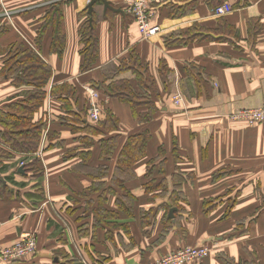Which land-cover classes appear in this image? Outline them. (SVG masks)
Wrapping results in <instances>:
<instances>
[{"label": "crops", "instance_id": "obj_1", "mask_svg": "<svg viewBox=\"0 0 264 264\" xmlns=\"http://www.w3.org/2000/svg\"><path fill=\"white\" fill-rule=\"evenodd\" d=\"M110 1L125 11L121 0ZM89 2L7 0L11 16L0 12V113L17 119L28 106L21 102L42 100L32 123L47 124L38 149L25 153L11 150L0 121V251L29 234L38 251L13 264H153L188 246L211 249L189 264H264V124L230 119L264 107V0H159L151 9L161 32L150 39L133 16L97 4L99 60L83 71L79 32ZM56 3H63L61 55L51 51L53 26L39 50L35 43ZM221 6L226 15L216 14ZM27 49L53 70L45 95L14 82ZM124 62L130 69L118 74ZM144 67L153 93L149 104H138L150 115L138 120L102 85L115 77L143 93L136 72ZM89 86L110 116L105 110L86 134ZM174 93L183 96L181 107ZM64 113L70 126L59 123ZM145 130L146 156L118 165L127 138ZM112 138L116 149L106 156ZM21 162L35 171L21 173Z\"/></svg>", "mask_w": 264, "mask_h": 264}, {"label": "trees", "instance_id": "obj_2", "mask_svg": "<svg viewBox=\"0 0 264 264\" xmlns=\"http://www.w3.org/2000/svg\"><path fill=\"white\" fill-rule=\"evenodd\" d=\"M114 3V2H113ZM62 4L63 3H56L50 12H48V17H46L45 23L41 26V29H39L38 37L36 39V47L41 48V40L45 36L48 29L53 26V39L51 42V51L53 53L58 51V54L61 55L63 52L60 48L64 47V41L65 36L62 29V23H63V12H62ZM101 4V3H97ZM96 4V5H97ZM95 5V6H96ZM102 5V4H101ZM115 6V5H114ZM1 12V9H0ZM86 15H88L87 10L84 11ZM94 18V15H93ZM94 20L93 25L91 26L89 23V16L87 17V20L85 21L82 29L79 32V38H80V46H81V55L84 56V63L82 65L83 71H89L93 68H95L98 64L99 60V39L96 35L95 29H94ZM36 51V52H35ZM35 51L27 49L23 53H21V60L19 59L18 66L15 68V71H17L18 74H22L21 76L15 75V81L21 82L25 84H31L32 86L37 89L38 93H36L35 96L42 94L45 95L44 88L48 84L51 76H52V68L45 63L38 55L37 50ZM123 67L117 68L118 74H120L123 70H129L126 67L127 63H123ZM135 70H137L135 68ZM147 71L145 67L141 70V72H136L137 77V86L143 88V93H138L136 88L132 86V83L130 80H116L115 77L105 79L103 81V91L105 95L110 96L111 98H116L121 102L127 103L130 105L132 110V115L134 118L140 120V118L143 116H149L150 112L147 113H140L139 112V106L138 104L144 103L145 105L149 104L151 101V95H152V82L150 80V77L147 76ZM96 86H101V84H96ZM94 87V86H91ZM96 88V87H94ZM97 89V88H96ZM98 90V89H97ZM86 92V100L83 102L84 109L82 112L86 113V123L82 122L84 124L83 128H86V134H88V130H90L92 124L89 120V111H90V97ZM58 93V91L56 92ZM34 97V99H37V97ZM40 96V97H41ZM82 99V97H81ZM43 103V101H37V100H28V102H21L23 106H27L24 110L22 107L19 109L21 111V116L19 118H14L17 116L14 114V112H9L10 115H3L0 113V121L2 122V125H5V128L8 129V133L5 134V138L8 142V145H10L12 151H20L25 153H33L36 151L39 147L42 134L44 130L47 128V124L43 123L42 125H34L32 123L33 119V113L34 110ZM98 104L101 107L102 114L106 110V113L110 116V111L106 108L104 105V102L102 100H98ZM74 114V110H71V106L65 107ZM150 111V110H149ZM68 113H64L62 115V118L59 120L60 125H67L70 126V123L72 121L71 116H66ZM71 118L70 120H68ZM77 119V117H76ZM90 123V124H89ZM99 123V122H98ZM97 123V124H98ZM262 124V123H261ZM264 124V123H263ZM258 125V124H257ZM255 126V125H254ZM2 131H0L1 133ZM150 132L149 130H145L142 133L130 135L127 140L125 141V144L121 150V153L119 155V162L118 165L121 163L123 164V167H132V164H136L138 160L142 159L147 154V148L150 142ZM49 139L51 141L57 140V135L50 136ZM87 139V138H86ZM117 140L115 138H112L110 140L111 145V152L106 154V156H110L113 151L116 149ZM107 147H103V150ZM106 152V150H104ZM154 164V162H153ZM155 165V164H154ZM35 165H24V172L33 170ZM35 171V170H33ZM151 173V171H150ZM166 211H169V208L166 209ZM170 215V212H169ZM170 218V217H169ZM172 219V218H170ZM182 249V248H180ZM177 249V250H180ZM176 251V250H175ZM173 252V251H172ZM108 259H93L92 264H106Z\"/></svg>", "mask_w": 264, "mask_h": 264}, {"label": "built area", "instance_id": "obj_3", "mask_svg": "<svg viewBox=\"0 0 264 264\" xmlns=\"http://www.w3.org/2000/svg\"><path fill=\"white\" fill-rule=\"evenodd\" d=\"M7 0H0V9L2 14L10 17L11 14L5 7ZM125 5V11L133 16L138 24L139 30L144 39H150L161 32V27L154 20V12L151 4L159 0H121ZM229 12L227 6H221L216 9V14L226 15ZM90 97L89 120L92 124H97L102 116L101 107L98 104L99 92L94 87H85ZM173 104L181 107L184 103L183 96L180 93H174L172 96ZM232 121H243L250 126L264 123V107L245 109L230 115ZM21 162L20 166L24 167ZM38 251V240L34 235L23 234L19 240L12 246L3 248L0 251V258L6 264H13L19 261L27 260L34 256ZM211 252L207 246L184 247L173 251L166 256L157 259L153 264H189L205 259Z\"/></svg>", "mask_w": 264, "mask_h": 264}, {"label": "water", "instance_id": "obj_4", "mask_svg": "<svg viewBox=\"0 0 264 264\" xmlns=\"http://www.w3.org/2000/svg\"><path fill=\"white\" fill-rule=\"evenodd\" d=\"M97 3H101L104 5V12L107 13L108 11H112L114 13H119V14H124V11L120 8H115L112 4V1L110 0H90L88 3V6L86 8L88 16H89V23L92 26L93 25V15H94V10H95V5ZM21 173H23L24 168H21ZM176 208H173L170 210V217L174 218V213L176 212Z\"/></svg>", "mask_w": 264, "mask_h": 264}, {"label": "rangeland", "instance_id": "obj_5", "mask_svg": "<svg viewBox=\"0 0 264 264\" xmlns=\"http://www.w3.org/2000/svg\"><path fill=\"white\" fill-rule=\"evenodd\" d=\"M108 12H110V13H111L112 11H108ZM108 12H107V13H108ZM113 13H114V12H113ZM231 115H232V114H231Z\"/></svg>", "mask_w": 264, "mask_h": 264}]
</instances>
